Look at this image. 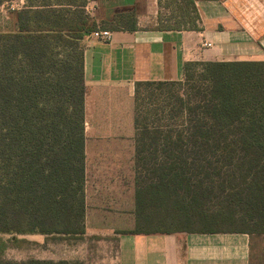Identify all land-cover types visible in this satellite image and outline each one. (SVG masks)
I'll return each mask as SVG.
<instances>
[{"label":"trees","instance_id":"1","mask_svg":"<svg viewBox=\"0 0 264 264\" xmlns=\"http://www.w3.org/2000/svg\"><path fill=\"white\" fill-rule=\"evenodd\" d=\"M90 1L26 0L15 30L0 31V236L98 239L85 236L84 41L98 30ZM131 20L104 29L133 30ZM181 29L198 26L160 28ZM183 74L135 85L136 226L116 234L262 238L264 61L188 62Z\"/></svg>","mask_w":264,"mask_h":264},{"label":"crops","instance_id":"2","mask_svg":"<svg viewBox=\"0 0 264 264\" xmlns=\"http://www.w3.org/2000/svg\"><path fill=\"white\" fill-rule=\"evenodd\" d=\"M10 4L7 31H14L26 0ZM195 6L197 30H160L159 0H92L86 7L97 31H109L111 39L84 41L85 236L100 244L84 264L252 263L247 234H116L136 226V83L182 81L188 62L264 61V0H195ZM127 15L132 20L124 26L133 30L104 29Z\"/></svg>","mask_w":264,"mask_h":264},{"label":"rangeland","instance_id":"3","mask_svg":"<svg viewBox=\"0 0 264 264\" xmlns=\"http://www.w3.org/2000/svg\"><path fill=\"white\" fill-rule=\"evenodd\" d=\"M15 1V0H14ZM10 3L0 6V31L10 26ZM197 25L196 15L186 0H160L158 28L177 26L187 28ZM197 226H194L196 228ZM102 244V243H101ZM99 242L96 240H64L43 236H0V259L16 262L29 259L52 261L90 260L99 254ZM4 247V248H3ZM3 248V250H1ZM85 250L87 254H85ZM87 261V260H86ZM252 264H264V237L253 239Z\"/></svg>","mask_w":264,"mask_h":264},{"label":"built area","instance_id":"4","mask_svg":"<svg viewBox=\"0 0 264 264\" xmlns=\"http://www.w3.org/2000/svg\"><path fill=\"white\" fill-rule=\"evenodd\" d=\"M92 36L101 41H109L111 39V33L107 30H99L92 33ZM205 46L212 47V43H205Z\"/></svg>","mask_w":264,"mask_h":264}]
</instances>
